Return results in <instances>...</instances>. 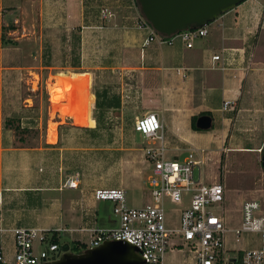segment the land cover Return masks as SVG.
<instances>
[{"label": "crops", "instance_id": "obj_1", "mask_svg": "<svg viewBox=\"0 0 264 264\" xmlns=\"http://www.w3.org/2000/svg\"><path fill=\"white\" fill-rule=\"evenodd\" d=\"M52 4L50 0H0V81L4 70L21 69L22 58L32 56L35 49L42 50L47 27L53 26ZM76 5V26L82 39L80 68L95 80L103 72L118 74L117 94L122 102L119 109L139 108V117L157 114L170 149L179 150L185 145L205 151L211 146L223 148L228 140L237 141L238 132L245 130L242 124L252 108L264 106V0H247L222 15L207 26L208 35L196 39L192 48L180 40L173 45L154 43L144 47L147 32L138 28L140 10L136 0H76ZM86 5H90V11L86 12ZM105 9L112 16L104 18ZM5 27L9 28L7 38L14 44H4ZM215 56L220 59L215 60ZM225 101L233 103L231 111L223 110ZM203 115L213 118V128L195 131L193 119ZM92 122L91 127L76 128L94 131L96 120ZM11 131L5 127L0 107L3 227L50 228L43 224L49 225L52 215L59 219L54 223L71 224L70 229L118 225L111 203L96 202L94 196L79 200L84 191H79L76 179L67 180L78 187L69 188L67 184L66 191L70 193L62 198L64 190L56 187L49 171L51 154L64 152L58 130L55 144L48 139V133L37 145H32L30 138L21 142ZM73 195L85 214L94 210L86 222L83 216L69 217L60 212L62 204ZM101 207L105 212L102 217ZM73 235L76 240L70 241L84 244L88 239L78 232ZM13 244L12 233L0 235V245L6 250L13 251Z\"/></svg>", "mask_w": 264, "mask_h": 264}, {"label": "rangeland", "instance_id": "obj_2", "mask_svg": "<svg viewBox=\"0 0 264 264\" xmlns=\"http://www.w3.org/2000/svg\"><path fill=\"white\" fill-rule=\"evenodd\" d=\"M50 1L54 3V20L53 26L47 27L42 50L35 49L32 56L22 58L21 69L4 70L1 74L0 107L5 127L9 121L13 125L9 129L13 130L11 133L17 139L30 138L32 145H37L48 135L50 125H56L60 135L59 145L64 152L51 154L49 171L50 175H54L56 187L64 190L63 199L70 193L66 191L67 180L73 178L79 182V191H84L79 200L92 199L94 191L99 188L122 187L128 193L131 207L143 206L150 201L147 183L151 172L145 152L150 141L134 130L135 122L140 118L136 116L139 108L123 111L103 108L100 113L97 111L94 105L96 92L103 93L109 89L110 95H118L120 76L103 72L95 80L87 70L80 68L82 39L76 26V0ZM89 6L86 5V12L90 11ZM8 32V27L3 28V33H6L3 34L4 44H14L7 38ZM78 65L80 67L76 68ZM54 84L61 93L56 103L52 101ZM252 110L242 124L245 130L238 132L237 141L228 140L225 147L211 146L202 153L204 179L207 182L219 181L226 186L224 206L229 227L232 228L241 225L245 202L258 201L264 209V106H255ZM93 119L96 120V130L76 128V125L91 127ZM217 124L215 120V128ZM60 125L65 126L60 129ZM14 127H20V131L17 132ZM24 130L27 132L22 134ZM181 148H171L168 158L173 159L175 154H179L180 160H184L190 146ZM195 175L199 176L198 169ZM77 201V196L73 195L62 204L60 212L64 211V216L69 217L83 216L86 222L94 210L85 214ZM168 207L173 205L168 203ZM102 209L100 217L105 215ZM48 221L49 225L44 223L43 226L73 228L71 224L54 223L59 221L54 215ZM66 235L69 240H76V235ZM259 245V237L255 234L245 235L240 243L235 241L233 234L227 237L230 250H249ZM184 257L180 252L169 253L166 263L181 264Z\"/></svg>", "mask_w": 264, "mask_h": 264}, {"label": "built area", "instance_id": "obj_3", "mask_svg": "<svg viewBox=\"0 0 264 264\" xmlns=\"http://www.w3.org/2000/svg\"><path fill=\"white\" fill-rule=\"evenodd\" d=\"M258 1V0H256ZM103 17L112 16L105 9ZM138 28L147 32L144 47L152 44L173 45L176 40L192 48L196 39L205 37L207 26L184 31L172 38L158 34L142 16L137 17ZM219 60L220 56H215ZM233 103L225 101L224 111H231ZM150 141L145 149L151 175L148 178L150 201L140 207L128 204V193L122 187L99 188L93 193L96 202L112 204L117 219L115 227H81L77 229L13 228L3 227L0 214V235H13V251L0 245V264H46L61 258L60 244L52 241L54 235L78 232L88 236L83 241L87 249L100 247L109 241L129 242L141 253L143 264H167L169 253L184 254L182 264H264V209L258 201L243 204V220L239 227H229L225 209L226 186L221 182H207L202 166L204 150L190 148L184 160L169 159L164 124L155 113L137 119L134 125ZM199 170L196 177L195 170ZM69 188H77L74 181ZM168 203L173 205L169 208ZM233 234L237 243L245 235L255 234L260 245L249 250H230L227 237Z\"/></svg>", "mask_w": 264, "mask_h": 264}, {"label": "water", "instance_id": "obj_4", "mask_svg": "<svg viewBox=\"0 0 264 264\" xmlns=\"http://www.w3.org/2000/svg\"><path fill=\"white\" fill-rule=\"evenodd\" d=\"M247 0H136L140 13L165 38L184 31L204 28ZM200 131L213 128L210 115L196 121ZM262 166L264 170V148ZM60 259L46 264H143L138 248L129 242L109 241L100 247L74 253L68 243Z\"/></svg>", "mask_w": 264, "mask_h": 264}, {"label": "trees", "instance_id": "obj_5", "mask_svg": "<svg viewBox=\"0 0 264 264\" xmlns=\"http://www.w3.org/2000/svg\"><path fill=\"white\" fill-rule=\"evenodd\" d=\"M5 39V36L3 37ZM47 67L49 65H46ZM80 65L76 66V68H79ZM110 90L108 89L105 90L103 93L100 91L96 92V109L97 111H100L103 108L106 109H119L121 108L122 102H121V97L119 95H110ZM98 121V120H97ZM196 121H197V117H195L193 119V123H192V128L195 131H199V129H197L196 127ZM9 121L6 122V127L7 128H11ZM65 125H60V129H63ZM12 129V128H11ZM14 129L19 132L20 131V127H14ZM27 132L26 130H24L23 132H21L22 134ZM20 141L24 142L25 139L20 137ZM52 241H54L55 243L60 244L61 247H63L64 244L68 243L71 247V251L74 253H83L85 250H87V246L85 244L80 243L79 241H70L67 237H63L62 235H54Z\"/></svg>", "mask_w": 264, "mask_h": 264}, {"label": "bare ground", "instance_id": "obj_6", "mask_svg": "<svg viewBox=\"0 0 264 264\" xmlns=\"http://www.w3.org/2000/svg\"><path fill=\"white\" fill-rule=\"evenodd\" d=\"M55 85V84H54ZM52 88V87H50ZM54 93L52 94V101L56 103V99L58 98L59 95H61V93L58 91L57 86H54ZM49 140L51 143L55 144L57 141V127L56 125H50L49 128Z\"/></svg>", "mask_w": 264, "mask_h": 264}]
</instances>
